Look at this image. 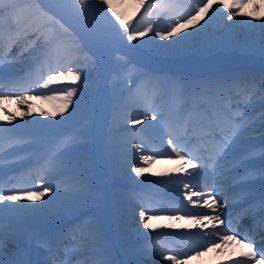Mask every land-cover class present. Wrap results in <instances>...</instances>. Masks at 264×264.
Segmentation results:
<instances>
[{"label":"bare ground","instance_id":"bare-ground-1","mask_svg":"<svg viewBox=\"0 0 264 264\" xmlns=\"http://www.w3.org/2000/svg\"><path fill=\"white\" fill-rule=\"evenodd\" d=\"M60 1L62 6L65 5V1L68 2V0ZM117 1L119 2V4L126 3L124 8L120 9L123 11H121L120 13L125 17V19H129L132 16L135 17L136 9H134L132 6L134 0ZM117 1L113 0V3ZM153 2L154 0H148L147 4ZM225 3H231V0H225ZM255 3L264 5V0H249V4L244 9V11L250 13L251 15L247 17H241L237 15L234 18L236 23L228 21L226 17L221 15L218 18L217 23L209 29V36L203 41L197 43L190 50L177 51L162 55L155 50V45H145L142 41L131 43H133L134 45H138L143 49V51L140 49L139 51L136 48L131 47H128L127 50L131 54L136 53L141 57L149 58V62L151 63H166L168 61H165L164 59L161 60L156 56H152L150 52H153L160 56L162 55L175 59L199 55L201 56L199 58L200 60L191 63L193 65V68L196 70L205 69V67L208 69H212L221 65L225 66L226 64H251L259 62L258 59L253 56V54H259V56L261 55L259 59L264 58V42L261 43V46L256 45L258 40H264V29L259 26L255 27L254 29L246 28L240 23L241 21L247 20H251V22L253 21L252 23L256 25L264 23V21H256L255 19H253V17L257 15L264 16V6L255 8L253 7ZM102 7L104 9L103 13L109 18V21L106 20L96 22L97 24H99L98 26L102 27L100 28V30L87 23H82L80 25V28L82 26L81 31L86 35L88 40H91L95 44H97L101 53V60H106V62L113 65L114 72L112 73L111 80L109 81L110 84L108 85L114 83L119 85L120 89L115 93L114 91L107 92L106 90L105 94H103L104 99L102 103V109L104 110V113L100 115L99 122L96 121L97 115L94 113V115L91 114V116H88V113L85 111L84 106L79 105L80 103L77 104V102H75V98H73V104L70 106V108H72L71 111H73V108L76 109L75 112L70 111L71 113L64 114L63 117L59 115L56 116L57 123L55 125H58L56 128L65 129V135L64 139H62L61 147L54 149V162L57 165V175L48 180V182L57 184L61 187V199H58L55 205L56 210L54 213H56L58 210H61L62 208L68 207L70 209H73L71 203H97V207L91 206V209L89 211H86L84 215L79 214L77 217H74L76 213H70V222L68 221L67 223L62 225L64 227V231L66 232L65 237L75 239V242H72L73 247L71 248L77 249L83 246H87L86 249H88V247L90 249H95L100 245L98 241L102 242L103 240H105L109 243V241L106 240L107 238L105 237L106 232H104V220L105 218H107L109 225L112 227L111 231L113 232V236L118 242V246L112 247V255L116 260V264H148L146 262H149L151 264H170V262L164 260L163 256L157 255L153 251V245L160 244L165 246L166 248L172 249L169 244H164L162 242V239L164 238V235L173 228L169 227V225L174 226L175 222H182V220H175L174 223H170L169 225L165 223L168 221L162 220L159 222V225H156L155 220L152 218L151 220H149V227L145 228L143 226V218L139 216V211L149 209V205L143 199L142 195L146 189L153 187V185H167L175 183L172 188L178 187L176 190H181L179 186H183V184H181L182 181L189 180V174L176 173L172 171V169L178 167L179 165L172 163L171 161L175 160V158L168 154L162 155L161 157H155L154 162H152L150 165H146L140 159V157L142 155H152L153 150L144 151L139 144L140 141H137L138 139L134 137L136 129L134 127H130L126 123V120L130 118L140 117L142 112L147 111L146 109H143L141 111L132 110L129 106L137 105L141 108H145L142 106L144 103L143 101L149 100V93H151L152 95L156 93V91L154 90L156 88L155 86L157 84H160L159 82H161V77L159 74L163 73L160 72L162 71L161 69H157V67L149 65L150 68L153 67L156 69L150 70L151 75H154L149 86L152 90L135 84L132 86L130 94L126 92V86L129 85L128 82L132 77V69L134 66L125 56L114 51V49L108 43H105V41L102 40H116L112 35L113 31H110L107 28L111 26L112 22L118 23V21H116V18L112 15L111 11L107 10V6L104 5ZM146 11L147 9L145 7L142 8L138 13V19H136V22L133 24L135 29L140 30L146 26L147 21L143 19ZM210 17L211 12L209 13L208 17H205L200 22V24H197L195 25V27L187 29L186 31H196L197 28H200L203 24H206ZM152 21L154 22V24H160L161 28L164 27L165 23H167V21L161 22L158 16H153ZM65 30L66 29L61 26H54L53 34H56L57 32L56 35L61 36L66 44L71 47L73 46V43L69 41V38L72 37V34L68 30H66L65 32ZM184 34L185 33H180V35ZM178 38L179 37H175L172 39ZM229 38V43L219 42ZM144 39L147 40L148 37H145ZM170 42L171 40L159 41L160 44H166ZM239 42L243 44H238ZM250 44L255 45L256 47L249 46ZM18 49L19 47L17 48V50H15L16 53L20 52ZM236 52L245 54V56H224L222 58L219 57V54ZM73 60L76 61L77 66L84 68L85 72L87 73L86 81L82 73V79L76 83H71L67 80L55 82L49 85L48 88H35L36 90L33 92L34 95L31 96H49V92L53 91V89H62L64 87H76L78 89L77 96L79 98H92L95 94H99L102 90L104 82L99 79L100 76L98 71V64L95 62V64L92 65L91 63V61L95 60L90 59L89 57L87 58L84 52H81L74 56ZM55 66L56 65L53 64V67ZM184 66L188 68L187 65ZM47 68L48 62L45 69L47 70ZM263 75L264 74L261 68L259 67V65H257V67L245 68L241 71H218V73H212L210 76L212 78V86L216 89V85L220 82H223L227 85L225 89L221 90L222 93H225L232 89L231 87L233 86V84H235V86L242 85L241 82H245L247 86H252L254 88L257 86L254 83V77L262 78ZM174 77L181 79L183 78L182 75H180L179 77H177V75H174ZM173 79L174 78L170 74V80ZM206 82L207 80L204 78H195L193 80L194 85H198L201 83L205 84ZM81 86H83L82 90ZM163 87L167 88L168 86L164 84ZM167 91H169V89H167ZM201 93V98L204 99L205 103H210L212 105L217 104L215 105L216 109L223 110L220 107L229 104L223 103L220 100L214 101L213 99L204 95V91ZM112 94L114 95V97ZM244 97L245 99H249L250 95L244 93ZM1 100H3V98H1ZM31 102H33L32 105L38 107V110L40 112L42 110L55 111L56 107L61 103V101L58 100L56 102H53L52 100H44L42 98L32 100ZM0 105L4 110H7L6 113L8 114V118L10 114L16 116V119L13 121L18 122L20 125L21 120L27 121L26 119L29 116L20 115L21 111L27 112V104H18L16 99H10L6 103H2ZM86 110L88 111V108H86ZM247 113H249V115L246 120L251 117H256L257 121L264 120V107L262 105H258V103L256 102L255 106L251 109H248ZM64 117H66L67 119H64ZM67 120L74 122V125H70V127L67 128L64 123V121ZM246 122L247 121L240 125L238 130L239 132L243 131V126L247 124ZM145 123L151 127L156 126V122H151V124H149L148 121H145ZM116 127H119L118 130ZM250 128L254 132L257 131V127L252 126ZM127 153L135 154V157H130L129 155H126ZM92 160H94V166L104 175V179L108 184V186L103 187L105 195L102 199L99 198L101 196L102 189H100L97 185L95 186V184L91 185V183L97 182L95 174H92ZM136 166L148 167L149 170L145 172L142 177L137 176L134 172H132V168ZM169 169L171 170L169 173V176L171 178L162 179L163 176H165V174L169 171ZM153 173H156L157 175H153ZM76 175L81 176L80 181L71 180V178ZM72 194L74 195V198L71 199ZM43 199H47V197ZM43 199L36 202L15 201L11 203L39 205L43 203ZM192 199L195 201L197 199H201V197L198 198L196 196H193ZM73 211L76 210L74 209ZM83 211H81L82 214ZM207 212L208 210L201 204H193V207L191 208V214H206ZM12 213L22 214L23 211ZM34 214L39 219L50 216V213ZM148 215L154 217V211H148ZM171 215L175 216L178 214L174 213ZM87 217H90V219H87ZM188 223L189 220L186 221V225H188ZM80 225L86 226L83 232L79 230ZM217 230H221L220 225L217 226ZM17 231H19V236L16 235L18 238L22 233H25L20 229H17ZM151 235L153 237L149 238V236ZM79 239L81 240V245ZM208 239L209 238L203 239L197 245L192 246V250L181 252L191 254V259L188 260V264H208L209 258L213 257L215 255L214 253H223L224 251L228 249L230 250L231 248H240L239 245L232 242L225 245L223 249L209 248L207 251H204L203 255H195L196 249L203 251L202 245ZM82 243H85V245H82ZM243 250L244 252L248 251L247 248ZM119 254H121L123 257L118 259L117 255ZM106 258V254L97 257L90 251L87 252V255H85L84 257L80 256V260L81 262H83L82 264H90L89 261L92 264H107ZM181 258H186V256H182ZM238 259L240 261L244 260V258Z\"/></svg>","mask_w":264,"mask_h":264},{"label":"snow or ice","instance_id":"snow-or-ice-1","mask_svg":"<svg viewBox=\"0 0 264 264\" xmlns=\"http://www.w3.org/2000/svg\"><path fill=\"white\" fill-rule=\"evenodd\" d=\"M75 6L76 13L82 18L90 17L97 10H104L102 6L106 5L107 10H110L112 15L118 21L119 28L116 31L122 36V38L129 42V46L137 47L131 42L142 41L145 45H155V50L162 55L170 54L177 51H184L192 49L197 43L203 41L209 36V29L213 27L218 18L223 15L228 21L236 23L234 18L239 15L241 17L250 16V13L244 11L248 6L249 0H231V3H225V0H154L153 3L145 5V0H138L140 7H146L147 11L144 14V20L147 21L146 26L143 29L137 30L132 28L131 20L125 19L116 6L113 4V0H71ZM264 5L255 3L253 7L260 8ZM206 24H203L196 31H186L200 24V22L209 16ZM153 16H158L161 22L167 21L164 27L161 28L160 24H154L152 21ZM256 21H264V16H254ZM52 21V18L47 15L44 9L40 5V0H0V64L6 58L2 55L4 52H10L9 45L21 44L27 46L28 55L36 56L37 63H39L40 57L44 56L48 60V68L45 72L44 67L39 69L40 80H43V87L48 88L49 85L60 82L69 81L76 83L82 79V73L85 81L87 80V73L84 68L77 66L73 57L83 52V48L79 46L78 41H73V46L69 47L66 42L59 35H55L47 30V24ZM7 23V29L5 30L3 25ZM242 26L246 28H255L257 26L264 29V23L256 25L251 20L241 21ZM115 23L113 22V27ZM62 27V26H61ZM66 32V30H65ZM180 33H185L180 35ZM151 34V35H150ZM148 37L147 40L144 38ZM179 37L178 39H172ZM158 38V39H157ZM170 43L160 44L159 41H169ZM221 43H229V39L219 41ZM24 53L21 52V55ZM71 61V62H69ZM92 65L95 61H91ZM53 64L56 66L53 67ZM46 77V79H45ZM3 77L0 75V80ZM39 83V81H37ZM161 85L166 84L168 89L172 92L173 98L178 105L176 111H169L165 103H153L145 100L143 107L148 111L141 113L140 117L130 118L126 123L130 127H134L137 124H143L145 121L156 122V125H162L167 127L168 122L172 121L175 125L183 129L185 135H190L191 139L199 143L201 149L208 153L207 157L196 156L193 153L187 151L185 145L179 142V139H173L171 133L167 139V144L171 149V153H174L177 157L171 161L174 164L179 165L172 169L176 173H186L193 175V180L200 175V171L208 172L214 171L217 168L223 167V161L227 158L228 152L231 150L233 139L236 132L233 130L235 116L241 115L239 112L233 114L230 108L223 110H216L209 114L207 110L200 112L199 120L194 121L191 111L184 110L181 106L189 103V100H195L199 97V94L203 92L206 85L201 84L192 90V95L189 97V89L187 83L181 78H175L170 81H161ZM217 89L223 90L227 85L220 82L216 85ZM83 86H81L82 90ZM58 92V95H43L31 96L21 94H6L0 92V96L3 100L0 104L6 103L13 96L18 104H27V112H20L21 116H31L35 111V106L29 104V101L36 99L61 101L56 107L55 111H41L40 115L44 117H56L57 115L63 117L65 112H68L69 107L73 104V98L77 97V104L80 103V98L77 96L78 89L76 87H64L62 89H53ZM199 108V105H196ZM159 109V110H158ZM5 111H7L5 109ZM76 109L73 108V112ZM2 119V117H0ZM15 115H9V121L15 120ZM64 119H67L64 117ZM244 121L241 120V124ZM219 128V136L214 135L215 130ZM210 129V132L206 130ZM14 129L7 126L0 125V144L6 142L7 149L0 148V171H2L5 162L8 161L9 156H16V149L21 145L32 143L31 140H23L20 138L12 137L8 134L13 132ZM211 136V139H209ZM264 155V150H262ZM20 157H17L19 159ZM26 158V157H25ZM251 158V157H250ZM140 159L146 164L150 165L155 161V155H142ZM201 161V163H197ZM243 159L235 161L231 168H229L224 174L228 175L234 169L239 168L243 164ZM192 170V173L189 170ZM149 170L148 167L136 166L132 168L137 176H143L145 172ZM36 177L37 182L34 184V188H9L3 183H0V234L3 231V220L5 214L12 212H26V213H54L55 205L61 194V187L57 184L50 183L46 177H55L57 175V165L54 161L49 160L40 163L36 169L31 173ZM153 175H157L153 173ZM257 173L248 171L244 173L243 177L237 178V183H246L245 178H251ZM261 178H264V169H261L258 173ZM186 189L184 195L185 198L192 204H202L208 212L206 214H193L189 219L187 227H199L200 229H208L211 226V232H204L203 235H207L209 239L202 245L203 251L196 249L195 255H203L204 251L209 248L223 249V247L229 243L234 242L238 245H244L248 251L242 252L241 256L245 259L243 261L236 260L233 264H264V247L256 250L254 244L256 243L254 237L245 236L243 239L239 238V234L234 233V229L229 225L223 230H217L218 225H225V220L222 216H226L229 199L235 203L237 200L244 199L247 193H239L233 197L223 198L218 200L213 192L214 188H209L207 192L194 191L188 182L184 183ZM193 196L201 197L200 199L193 200ZM47 197V199H43ZM43 203L39 205L34 204H13L3 202H15V201H41ZM252 208H258L261 212H264V195L258 198V200L251 206ZM148 211L151 209L140 210L139 216L143 218V226L149 227V220L153 217L148 215ZM164 219L182 220L185 217L175 215L171 217H162ZM259 226L264 228V217L254 222V227ZM169 227H174L169 225ZM182 227H184L182 225ZM246 241H251L246 243ZM153 251L160 256H163L164 260L170 262V264H188V260L191 259V254L179 253L170 254L173 250L166 248L163 245H153ZM186 256V258H181ZM0 264H4V261L0 259ZM12 264H25L23 261H13Z\"/></svg>","mask_w":264,"mask_h":264},{"label":"rangeland","instance_id":"rangeland-1","mask_svg":"<svg viewBox=\"0 0 264 264\" xmlns=\"http://www.w3.org/2000/svg\"><path fill=\"white\" fill-rule=\"evenodd\" d=\"M117 1V0H116ZM137 3H138V0H134L133 1V8L134 9H136V7H137ZM115 6H116V8H117V11H119V12H121L122 10H120V9H122V8H124V6H125V4L126 3H120L119 4V2L117 1V2H115V3H113ZM256 10V9H255ZM126 11V10H125ZM123 12V11H122ZM134 16H132L131 18H133ZM91 21H109V18L103 13V10H97V11H95L90 17H88ZM131 18H129V20L131 19ZM253 22V21H252ZM256 22V21H255ZM132 28H134L135 29V27H132ZM139 41V40H138ZM262 42H264V40H258V42L256 43V45H259V46H261V43ZM238 44H243V43H241V42H239ZM255 44V43H254ZM249 46H253V47H256L255 45H252V44H250ZM263 46H264V44H263ZM29 104H32L31 102H28ZM72 110V108H70L69 107V110H68V112H65L64 114H68V113H71V112H73V111H71ZM71 111V112H70Z\"/></svg>","mask_w":264,"mask_h":264}]
</instances>
